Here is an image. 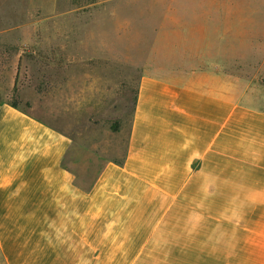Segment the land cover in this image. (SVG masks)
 Masks as SVG:
<instances>
[{
    "label": "crops",
    "instance_id": "1",
    "mask_svg": "<svg viewBox=\"0 0 264 264\" xmlns=\"http://www.w3.org/2000/svg\"><path fill=\"white\" fill-rule=\"evenodd\" d=\"M155 1L117 154L0 99L4 264H264V63L201 22L237 0Z\"/></svg>",
    "mask_w": 264,
    "mask_h": 264
},
{
    "label": "rangeland",
    "instance_id": "2",
    "mask_svg": "<svg viewBox=\"0 0 264 264\" xmlns=\"http://www.w3.org/2000/svg\"><path fill=\"white\" fill-rule=\"evenodd\" d=\"M155 3L0 0V99L80 143V171L90 159L95 167L100 155L117 154L124 142L138 65L155 39L147 31ZM210 15L201 20L208 28L234 34L218 46L234 47L256 67L264 63V0H237Z\"/></svg>",
    "mask_w": 264,
    "mask_h": 264
},
{
    "label": "trees",
    "instance_id": "3",
    "mask_svg": "<svg viewBox=\"0 0 264 264\" xmlns=\"http://www.w3.org/2000/svg\"><path fill=\"white\" fill-rule=\"evenodd\" d=\"M7 103H8L10 106H12V107H17L16 104H15L14 102H8V101H7Z\"/></svg>",
    "mask_w": 264,
    "mask_h": 264
}]
</instances>
